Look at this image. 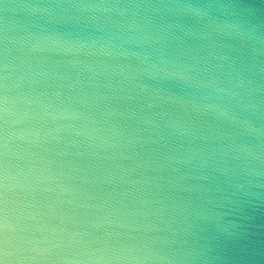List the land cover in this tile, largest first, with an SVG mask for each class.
Here are the masks:
<instances>
[{
	"label": "clouds",
	"instance_id": "1",
	"mask_svg": "<svg viewBox=\"0 0 264 264\" xmlns=\"http://www.w3.org/2000/svg\"><path fill=\"white\" fill-rule=\"evenodd\" d=\"M0 264H264V0H0Z\"/></svg>",
	"mask_w": 264,
	"mask_h": 264
},
{
	"label": "water",
	"instance_id": "2",
	"mask_svg": "<svg viewBox=\"0 0 264 264\" xmlns=\"http://www.w3.org/2000/svg\"><path fill=\"white\" fill-rule=\"evenodd\" d=\"M87 59H89L91 61H95L96 58H87ZM173 91H175V89H173Z\"/></svg>",
	"mask_w": 264,
	"mask_h": 264
}]
</instances>
